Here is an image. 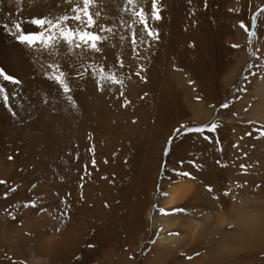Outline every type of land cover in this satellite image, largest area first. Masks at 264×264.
Returning a JSON list of instances; mask_svg holds the SVG:
<instances>
[{
  "label": "rangeland",
  "instance_id": "374dc122",
  "mask_svg": "<svg viewBox=\"0 0 264 264\" xmlns=\"http://www.w3.org/2000/svg\"><path fill=\"white\" fill-rule=\"evenodd\" d=\"M59 7L60 0H50L46 15L60 14ZM158 7L161 19L150 20L158 40L145 36L147 42L136 51L128 30L118 27V7L103 10L106 19L100 22L115 21L117 35L85 62L115 71L123 87L98 91L90 74L76 78L78 59L62 52L54 60L68 76L75 107L46 76L38 83L34 78L26 93H7V108L0 101V121L11 122L16 131L0 147V181L5 182L0 183V219L5 220L0 264H28L26 240L37 257L47 255V240L55 242L49 246L59 258L49 256L51 264H264V232L238 226L231 211L232 206L257 211L264 223L263 127L240 119L234 105L251 68L257 78L264 71V60L255 59L264 38V0H158ZM145 8L151 12V0ZM240 22L254 32L251 42L242 28L241 38L235 37ZM121 34L129 38L121 42ZM4 64L1 60L0 68L7 72ZM35 91L43 95L41 107L34 104ZM197 91L210 111L201 121L194 120L187 103ZM224 103L228 108H221ZM34 122L36 135L29 132ZM212 122L219 125L214 132H176L181 125ZM167 169L175 179L164 185L183 187L186 198L158 212L203 214L208 222L209 235L194 242L186 238L181 254L159 247L161 233L146 218L156 209ZM21 224L27 230L17 235ZM173 233L185 234L182 228Z\"/></svg>",
  "mask_w": 264,
  "mask_h": 264
},
{
  "label": "bare ground",
  "instance_id": "6f19581e",
  "mask_svg": "<svg viewBox=\"0 0 264 264\" xmlns=\"http://www.w3.org/2000/svg\"><path fill=\"white\" fill-rule=\"evenodd\" d=\"M49 4H50V0H0V64H1V60H3V62L5 63L4 65L7 68L6 70L7 72L5 71L4 72L22 81V83L18 86L5 84L7 88V93H12L16 95L17 92L20 94L26 93L27 89L31 85V81L34 78L38 83V79H41L42 77L44 78L47 73H50L48 68L50 61L58 58L60 59L59 57L60 53L65 52L62 49L54 58L53 56L49 55L47 52H40L38 50H29L28 48L19 45L16 42L14 36L10 35L9 31H6L4 28V26L7 25L8 29L10 30L14 23L20 22L22 23L23 30L26 33L38 31V29L30 23V20L33 17L45 16ZM115 6L118 7L119 10L122 5L120 4V1L119 4H114L112 3L111 0H102L100 5V7L103 10L107 9L108 7H112L114 11L116 8ZM67 7L69 6L64 3V0H60V7L58 10L61 11L62 13L63 10H65ZM235 32L237 33L235 37L240 39L241 35H240L239 26L235 27ZM196 48L198 49V47ZM255 52H256L255 54L256 61L264 60V38L263 40H260V42L258 43V47ZM250 54H251L250 55V59H251L252 52ZM242 56H243V60L247 56L244 50ZM21 59H22V65L19 66V61ZM240 62L242 66L244 61L241 60ZM207 65L209 66V61ZM253 67L251 68L250 72L247 74L246 78L244 79L241 89L239 90L238 93V98L234 102V105L236 108L237 116L240 119H248L249 124L262 126L263 127L262 130H264V71L263 73H261L260 77L257 78L256 76L257 72L256 70L253 69ZM237 70L238 68L236 67L233 70V73H235ZM232 78L233 75L228 76L227 78H225V80H229ZM35 93L36 96L34 98V104L40 107L43 106L44 98L43 95H41V91H35ZM199 94H200L199 91H197L195 95L193 92L191 99L189 97L187 98L188 107L193 111L194 114L193 118L196 121H201L202 117L206 118L210 113L209 110L204 109V102L198 100L197 97H199ZM18 100L19 102L22 101L20 97H18ZM22 104L21 107L23 106ZM4 120L5 119H1L0 121V125L3 126L2 129H5L6 127H10V129L8 131L6 129L7 132L4 131L5 135L7 136L6 137L4 136L5 138L3 140H0V147H1V143H3L4 141H11L10 139L13 138L14 134L16 133V131H14L13 128H11L12 123L11 122L5 123ZM35 125H36L35 122L29 124L30 134L36 135L37 131ZM234 128H235V133H237L239 131L238 127H234ZM2 129L1 131H3ZM3 134L0 133L1 136ZM172 171L171 169H167L164 172L163 185L165 184V181L168 182V180L171 181L175 179V177L171 174ZM6 172H3L1 176H4ZM160 187H161V191L159 193V200L156 209L154 210L152 216L150 211H148L146 218L149 219L152 227L157 228V231L161 233L160 234L161 237L156 238V243L159 245V247L160 248L165 247L167 251H170L173 254H181L183 253L184 250L183 244L185 243L188 244L189 241L188 239L194 242V240L196 239H204L209 235V234L207 235L205 234L207 230L206 224L208 222L206 221L207 219H204L205 217L203 214L197 216L196 213H192L190 216H183L184 214L180 215L176 213L175 215L173 214L169 215L164 213L165 215H162L161 214L162 212H158L159 209L175 208V206L177 207L179 204H181L184 201L186 196H181L184 193L185 189L183 187L176 188L178 187V185L176 187L172 186L174 187V189L176 188L175 190H173V188L170 185H168V183L167 186L164 185V187L162 186ZM239 208L240 207L238 206L231 207V211L235 216L236 224L238 226L248 229L249 231L254 230L255 234L258 233L259 235H262L264 232V223L260 220V213L257 211H248L246 210V208L245 210H241L242 208L241 209ZM4 222L5 220L0 219V223L4 224ZM21 225H22L21 228L15 232L17 235L20 232H22L21 231L22 228L26 229L24 224ZM178 228L184 229L185 234H182L184 235L183 237L182 235L173 233V231ZM1 230L4 231V225H1L0 231ZM9 235L12 236L11 233H9ZM186 238L188 239L185 240ZM11 239L13 238H10V240ZM26 241L27 243H25L24 245L23 254L28 264H51L50 259L48 258L49 256H51V258L54 257L57 259L59 258V254L57 253V251L51 250L49 246V245L55 246L56 245L55 242L51 240H47L45 245L43 244V242H40L41 245H44L43 247L44 249H46L47 255L37 257L33 254L32 251L33 249L29 248V244H28L29 240ZM70 242L74 243L73 241ZM141 244L142 243L140 242L139 246H141ZM223 245L225 247L229 246L226 242H224ZM53 262L54 261L52 260V263Z\"/></svg>",
  "mask_w": 264,
  "mask_h": 264
},
{
  "label": "snow or ice",
  "instance_id": "6c2138e0",
  "mask_svg": "<svg viewBox=\"0 0 264 264\" xmlns=\"http://www.w3.org/2000/svg\"><path fill=\"white\" fill-rule=\"evenodd\" d=\"M101 2L102 0H64V3L69 7L62 13L31 18L30 23L38 29L36 32L26 33L20 22L14 23L10 30L7 25L4 28L9 31L10 35L14 36L19 45L29 50L47 52L54 58L62 49L69 56L74 55L79 61V66L75 69L76 78H83L90 74L96 82L98 91H104L107 85L123 87L124 81L115 71L106 70L105 65L102 63L85 62L90 54L102 53V45L111 37L117 35L115 21L111 24L100 22L102 19H106L103 9L100 7ZM145 3L146 0H123V4L119 9L120 23L118 27L128 30L133 51H136L139 44L147 42L145 36L152 41H156L159 38L158 32L150 26V20L155 22L161 19L158 0H151L150 13L146 11ZM260 11L264 12V8L260 9ZM258 15L259 13L254 14L252 17L253 27H255ZM126 16L129 19H125ZM139 26H142V28L138 31ZM240 28L247 33L249 42H251L254 32L243 22H240ZM128 38L123 34L119 36L121 42ZM233 47H239V45H233ZM117 64L120 68L124 67L123 61L119 57H117ZM48 68L52 71L46 74V78L56 83L69 102L72 103V106L75 107V102L69 95L71 87L68 82V76L61 70L59 62L54 60L53 63L48 65ZM137 75H139V72ZM21 83L22 81L0 69V101L3 102L6 108L8 107L9 96L5 84L18 86ZM228 106L227 103H224L221 108L226 109ZM9 111H11L10 108ZM218 127L219 125L216 122L200 127L181 125L180 129H176V132L179 133L183 129L184 134L199 133L203 135L205 131L214 132ZM260 136H264V130L260 131ZM204 139L210 140V137L205 135ZM169 142H171V139ZM181 174L190 175L187 172ZM0 183L5 182L0 181ZM207 190L209 192L213 191L211 187ZM227 194V192L224 193V195Z\"/></svg>",
  "mask_w": 264,
  "mask_h": 264
}]
</instances>
